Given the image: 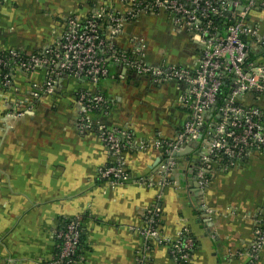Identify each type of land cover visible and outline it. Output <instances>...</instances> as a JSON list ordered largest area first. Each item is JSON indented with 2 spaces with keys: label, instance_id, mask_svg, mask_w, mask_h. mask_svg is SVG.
Returning a JSON list of instances; mask_svg holds the SVG:
<instances>
[{
  "label": "crops",
  "instance_id": "1",
  "mask_svg": "<svg viewBox=\"0 0 264 264\" xmlns=\"http://www.w3.org/2000/svg\"><path fill=\"white\" fill-rule=\"evenodd\" d=\"M141 1L0 0V52L41 53L58 44L70 18L82 21L112 8L124 20L116 37L120 51L140 54L150 66L196 68L190 32L167 11L132 14ZM260 17L264 27V13ZM110 69L95 86L64 75L52 95L36 98L45 82L42 69L15 73L10 87L0 84V264H54L55 233L77 219L86 239L81 264H139V231L153 208L160 210L165 238L185 232L194 239V264H264V245L252 248L256 229L264 230V155L252 154L234 168L221 161L206 165L205 189L197 177L199 142L164 171L165 145L187 119L184 85L155 82L112 62ZM82 92L106 101V111L88 114L90 129L81 122ZM17 104L25 117L13 120ZM98 122L132 135L124 151L129 182L100 178L112 158ZM147 258L173 264L167 245L152 244Z\"/></svg>",
  "mask_w": 264,
  "mask_h": 264
},
{
  "label": "built area",
  "instance_id": "2",
  "mask_svg": "<svg viewBox=\"0 0 264 264\" xmlns=\"http://www.w3.org/2000/svg\"><path fill=\"white\" fill-rule=\"evenodd\" d=\"M158 11L171 13L175 23L190 32L199 59L193 70L150 66L144 56L120 51L116 37L122 33L124 20L112 8H103L82 21L70 18L58 44L41 53L25 56L7 50L5 53L11 61L7 63L0 58V67L8 66L14 74L42 69L45 82L43 89L34 94L35 98L41 93L52 95L57 80L64 75L87 80L95 86L109 77L111 62L155 82L175 81L184 85L186 94L181 103L187 110V119L183 131L165 145L168 162L162 169L167 172L175 166L172 153H182L199 142L202 168L197 177L205 189L208 186L206 165L221 161L234 168L252 154L264 155V27L260 17L264 13V0H142L132 8V14ZM12 78L9 74L3 76L1 86L10 87ZM78 102L83 127L90 129L88 114L106 111V101L100 93L82 92ZM11 112L13 120L25 117L20 104ZM96 128L112 158L100 178L111 184L129 182L124 151L132 146V135L111 131L99 122ZM208 213L212 212L208 210ZM159 222L160 210L153 208L146 212L143 229L139 231L144 245L138 263L149 264L148 252L156 244L169 246L173 264H194L193 240L185 232L175 240L165 238ZM80 230L78 219L57 230L59 252L54 264L82 263L78 248ZM263 245L264 230L259 228L255 231L253 252H258Z\"/></svg>",
  "mask_w": 264,
  "mask_h": 264
},
{
  "label": "trees",
  "instance_id": "3",
  "mask_svg": "<svg viewBox=\"0 0 264 264\" xmlns=\"http://www.w3.org/2000/svg\"><path fill=\"white\" fill-rule=\"evenodd\" d=\"M92 15V14H91ZM91 15H89L88 17H90ZM23 55H25V54H23ZM26 56V55H25ZM0 58H3L4 60H6V62L7 63H10V61H11V59H9V57H8V54H6L5 52L4 53H0ZM111 70V69H110ZM9 74V76H12V75H14V73L13 72H11V70H10V68L7 66V67H4V66H2V67H0V81H1V78L3 77V76H5V75H8ZM85 81H87V80H85ZM98 114V113H97ZM220 158H223V160L225 159L223 156H221ZM68 222H66V223H64V224H67ZM159 224H161L160 222H159ZM80 232H81V235H80V243H79V246H78V248H79V255H82V251H83V249L84 248H86V246H85V241H86V239H85V234H84V232L82 231V229L80 230ZM187 238H190V239H192L193 241H194V239L189 235V236H187ZM194 244H195V249H196V246H197V244H196V242L194 241ZM194 249V250H195Z\"/></svg>",
  "mask_w": 264,
  "mask_h": 264
},
{
  "label": "water",
  "instance_id": "4",
  "mask_svg": "<svg viewBox=\"0 0 264 264\" xmlns=\"http://www.w3.org/2000/svg\"><path fill=\"white\" fill-rule=\"evenodd\" d=\"M201 139H202V137L199 138V140H201ZM192 151H193V149L191 147H187V148H185L184 152H182V153L174 152L171 155V157H172L171 161H175V159H177V158L185 157V156H187L188 153H190Z\"/></svg>",
  "mask_w": 264,
  "mask_h": 264
}]
</instances>
